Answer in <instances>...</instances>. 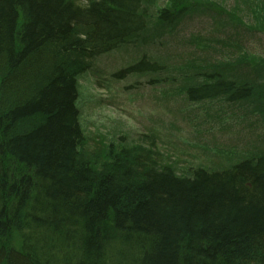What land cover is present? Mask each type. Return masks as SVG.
I'll return each instance as SVG.
<instances>
[{"label":"trees","instance_id":"trees-1","mask_svg":"<svg viewBox=\"0 0 264 264\" xmlns=\"http://www.w3.org/2000/svg\"><path fill=\"white\" fill-rule=\"evenodd\" d=\"M160 1L0 0V264H264V154L183 170L155 135L87 147L79 78L129 48L141 54L115 77L165 74L147 52L196 14L219 39L186 37L212 55L186 99L264 108V57L237 31L264 34V0Z\"/></svg>","mask_w":264,"mask_h":264},{"label":"rangeland","instance_id":"rangeland-1","mask_svg":"<svg viewBox=\"0 0 264 264\" xmlns=\"http://www.w3.org/2000/svg\"><path fill=\"white\" fill-rule=\"evenodd\" d=\"M217 1L229 7L236 2L246 6L247 1L252 2ZM164 3L161 0L160 6ZM244 14L247 25L251 19L248 9H244ZM177 28L175 34L165 35L162 45L147 52L149 58H162L168 64L165 74L115 77V73L141 54L129 49L102 56L97 60L94 75L80 77L81 122L90 139L88 149L109 143L143 145L142 137L155 135L156 150L163 162L178 163L183 170L204 166L212 171L226 169L248 155L264 154L263 107L255 110L252 103L231 105L224 99L192 103L183 92L187 75L212 62V55L190 45L186 37L196 34L195 41L200 40L201 44L209 43L208 40L215 42L219 35L213 22L196 14ZM225 28L228 34L234 31L229 23ZM249 28L237 29L242 49L264 57L263 32ZM231 52L233 49L224 45L222 53L226 61ZM239 71L242 72L240 68ZM151 78L157 82H151Z\"/></svg>","mask_w":264,"mask_h":264}]
</instances>
